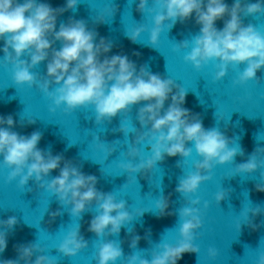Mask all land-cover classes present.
Here are the masks:
<instances>
[{"label": "clouds", "instance_id": "1", "mask_svg": "<svg viewBox=\"0 0 264 264\" xmlns=\"http://www.w3.org/2000/svg\"><path fill=\"white\" fill-rule=\"evenodd\" d=\"M78 3L79 0H66L64 6L53 8L49 3L38 0H23L22 3L20 0H0V41H3L0 49L3 58L0 60L6 69L10 66L15 86L35 87L52 101L49 108L52 113L63 107L65 114H71L90 106L94 109L96 124L100 125L105 121L111 122L119 114L128 116L133 106L143 104L137 112L141 128L133 125L128 128L122 122L119 128L125 137L130 132L135 134L125 153L127 162L119 164L128 177H136L137 173L147 177L166 156L179 155L187 161L195 150L201 159L194 162L193 171L179 178L175 189L185 201L177 210L179 239L175 244H156L155 250L151 251V260L137 253L126 258L127 264H177L185 253H200L195 241L204 224V212L199 207L201 199L196 195L201 184L212 179V171L217 165L232 164L238 154L243 155V150L238 143L237 147H229L233 140L218 127L205 129L199 114L183 107L187 90L173 79L152 74L146 65L137 72L136 64L127 55L109 57L107 54L114 47L113 43L103 37L97 43L98 33L89 30L86 21L70 17L67 23L61 22L57 30L58 16L76 11ZM148 5L149 0H139L137 11L152 14L153 26L149 30L144 24H139L131 33L126 30L125 34L132 42L135 43L147 31V44L156 48L165 25L170 30L178 21L184 23L195 14L199 33L191 41L176 44L174 49L190 48L183 57L185 63L191 64L197 72L209 64L214 65V82L224 79L230 67L237 73L234 86H244L253 80L260 82L256 74L264 69V29L252 23L245 25L242 17L264 16V0H256L255 3L234 0L231 7L225 0H152L151 7ZM116 11L114 6L105 8L109 17ZM96 20L105 22L102 15ZM218 20H223L222 29L216 27ZM168 21L171 23L166 24ZM56 42L61 44L58 50L54 47ZM44 61H47V72L41 76L33 69ZM241 65H245L242 70ZM169 98L171 103L165 109ZM33 123V119L28 120V124ZM15 126L12 115L0 116V158L3 167L8 169L6 183L18 181V187L25 189L28 182L34 180L40 189L55 196L71 217L78 219L95 204L97 214L90 221L88 231L95 234L96 240H102L94 245L96 264H116L118 260H124L120 243L106 237L118 236L122 227L142 217L145 211L134 216L126 201H117L113 192L97 190L95 175L84 174L62 154L53 155L50 150L38 148L42 139L40 131L26 136L14 131ZM93 141L97 142L99 150L106 151L107 157L116 150L112 145L119 142L108 145L98 136H94ZM145 142L150 146V155L146 158L142 157L138 147ZM189 142L193 147L187 146ZM261 155H264V147H257L247 162L236 165L235 175H250L264 168V159L259 158ZM137 158L138 163L135 162ZM57 169L59 175L49 180L51 172ZM260 175L264 181V172ZM255 187L258 192H264V182ZM229 193L230 190L223 188L217 191L214 196L216 204L228 198ZM208 207L209 202L204 201L203 209ZM168 208V198L161 196L155 201L160 217L172 215L167 212ZM262 212L264 209L259 205L249 207L242 222L256 230L259 226L252 223L249 213L255 217ZM59 215L60 211L51 213L53 220ZM242 222L236 225L238 233ZM17 224L15 216L0 221V227L4 229L0 231V254L7 248L8 232ZM140 239L139 235H133L130 247L135 249ZM87 248L88 241L80 234L78 224L66 232L56 249L63 257L72 258ZM16 251L17 259L0 261V264H57V258L45 255V248L36 242L16 246ZM36 253L40 254L33 261ZM207 256L215 261L219 256L218 249L209 247ZM256 264H264V252H259Z\"/></svg>", "mask_w": 264, "mask_h": 264}]
</instances>
